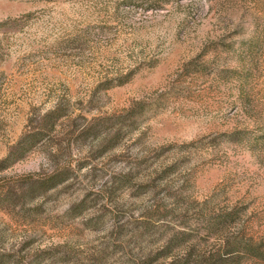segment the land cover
Instances as JSON below:
<instances>
[{
  "label": "rangeland",
  "instance_id": "obj_1",
  "mask_svg": "<svg viewBox=\"0 0 264 264\" xmlns=\"http://www.w3.org/2000/svg\"><path fill=\"white\" fill-rule=\"evenodd\" d=\"M0 264H264V0H0Z\"/></svg>",
  "mask_w": 264,
  "mask_h": 264
},
{
  "label": "trees",
  "instance_id": "obj_2",
  "mask_svg": "<svg viewBox=\"0 0 264 264\" xmlns=\"http://www.w3.org/2000/svg\"><path fill=\"white\" fill-rule=\"evenodd\" d=\"M16 153L19 154V155H23V154H24L23 147L18 146V147L16 148Z\"/></svg>",
  "mask_w": 264,
  "mask_h": 264
}]
</instances>
